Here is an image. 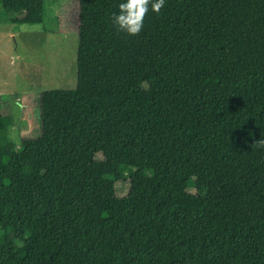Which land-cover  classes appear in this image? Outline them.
<instances>
[{"label":"trees","instance_id":"1","mask_svg":"<svg viewBox=\"0 0 264 264\" xmlns=\"http://www.w3.org/2000/svg\"><path fill=\"white\" fill-rule=\"evenodd\" d=\"M123 2L95 0L96 77L41 94L39 136L0 114V264H264V0H165L135 36Z\"/></svg>","mask_w":264,"mask_h":264},{"label":"rangeland","instance_id":"2","mask_svg":"<svg viewBox=\"0 0 264 264\" xmlns=\"http://www.w3.org/2000/svg\"><path fill=\"white\" fill-rule=\"evenodd\" d=\"M46 5L44 26L7 22L0 5V114L11 120L9 135L18 148L24 138L42 132L44 91L81 87L79 57L85 84L96 77L85 65L93 62L91 56L79 55L81 38L92 47L97 41L91 38L97 19L95 0H46Z\"/></svg>","mask_w":264,"mask_h":264},{"label":"clouds","instance_id":"3","mask_svg":"<svg viewBox=\"0 0 264 264\" xmlns=\"http://www.w3.org/2000/svg\"><path fill=\"white\" fill-rule=\"evenodd\" d=\"M164 4L165 0H125L119 4V14H113L112 23L117 26L118 30L130 36L138 35L143 28L149 6L151 11L159 13ZM253 146L264 148V139L256 140Z\"/></svg>","mask_w":264,"mask_h":264}]
</instances>
